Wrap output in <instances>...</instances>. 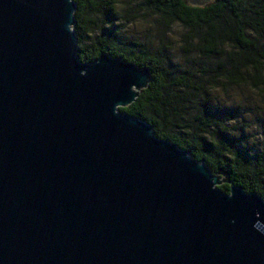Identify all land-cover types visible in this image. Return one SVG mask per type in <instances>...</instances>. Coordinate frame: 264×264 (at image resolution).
Masks as SVG:
<instances>
[{"label": "water", "instance_id": "95a60500", "mask_svg": "<svg viewBox=\"0 0 264 264\" xmlns=\"http://www.w3.org/2000/svg\"><path fill=\"white\" fill-rule=\"evenodd\" d=\"M74 12L0 0V264H264L263 199L121 114L150 72L81 63Z\"/></svg>", "mask_w": 264, "mask_h": 264}, {"label": "trees", "instance_id": "16d2710c", "mask_svg": "<svg viewBox=\"0 0 264 264\" xmlns=\"http://www.w3.org/2000/svg\"><path fill=\"white\" fill-rule=\"evenodd\" d=\"M72 1L81 63L106 54L150 72L147 88L118 111L228 179L218 187L224 194L234 185L264 201V141L260 148L247 145L241 105L221 100L233 101L238 90L264 104V0H212L200 7L187 0ZM136 21L148 28L141 37L123 38ZM174 34L183 65L169 53ZM231 122L239 126L235 133L228 131Z\"/></svg>", "mask_w": 264, "mask_h": 264}, {"label": "rangeland", "instance_id": "374dc122", "mask_svg": "<svg viewBox=\"0 0 264 264\" xmlns=\"http://www.w3.org/2000/svg\"><path fill=\"white\" fill-rule=\"evenodd\" d=\"M212 0H206L205 4L211 3ZM148 26H145L142 21H136L134 24H130L126 27L125 31L122 33V37L125 38L129 35L140 36L143 33V29H147ZM176 34L178 33V29H174ZM175 34L172 36L173 45L172 48L169 50V53L173 56L175 62L180 63L183 65L184 59L179 51L178 43L176 42ZM156 42V41H154ZM232 98L234 99L231 101L230 99H225L223 96L221 100L226 101V106H234L235 104L239 103L241 105L240 110H242V117L241 119L244 121V124H241V128L243 129V136L242 140H246V144L250 147L254 145L261 147L264 141V104L257 100L250 92L247 91H238L236 90ZM241 120V121H242ZM236 127L238 128L237 124L231 122L228 124V131L230 133H235ZM242 141V142H243ZM253 143V144H252ZM220 181L224 180V177L219 176Z\"/></svg>", "mask_w": 264, "mask_h": 264}]
</instances>
